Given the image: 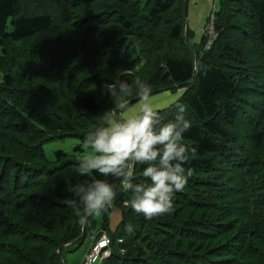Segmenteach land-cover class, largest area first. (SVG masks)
I'll return each instance as SVG.
<instances>
[{
	"label": "trees",
	"instance_id": "obj_1",
	"mask_svg": "<svg viewBox=\"0 0 264 264\" xmlns=\"http://www.w3.org/2000/svg\"><path fill=\"white\" fill-rule=\"evenodd\" d=\"M214 5L204 47V33L185 43L183 0H0V264H67L62 250L95 222L80 237L68 186L84 179L72 171L84 136L112 103L101 86L136 77L153 92L179 89L192 175L151 220L109 181L120 219L109 231L110 208L99 214V264H264V0ZM65 137L78 141L71 152L47 160L43 144ZM143 167L136 182H147Z\"/></svg>",
	"mask_w": 264,
	"mask_h": 264
},
{
	"label": "clouds",
	"instance_id": "obj_2",
	"mask_svg": "<svg viewBox=\"0 0 264 264\" xmlns=\"http://www.w3.org/2000/svg\"><path fill=\"white\" fill-rule=\"evenodd\" d=\"M102 94L111 100L103 121L84 136V151L74 173L84 179L68 186L69 203L79 222L106 212L113 204L116 190L109 177L119 181L120 191L129 193L126 201L134 213L146 220L168 214L172 197L185 189L192 169L185 172L189 148L183 143L191 122L180 96H169L160 103L153 98L150 84L136 77L131 83L117 78L105 81ZM135 99V104L132 100ZM177 109L173 120L165 121L163 112ZM194 151V150H193ZM143 165L146 183L136 182V167ZM93 173L96 179H88ZM132 231V225H126Z\"/></svg>",
	"mask_w": 264,
	"mask_h": 264
},
{
	"label": "rangeland",
	"instance_id": "obj_3",
	"mask_svg": "<svg viewBox=\"0 0 264 264\" xmlns=\"http://www.w3.org/2000/svg\"><path fill=\"white\" fill-rule=\"evenodd\" d=\"M215 0H186V9L184 14L185 24L183 29L186 30L187 36L185 37V43L189 46H196L199 42L202 34H209L206 26H209V30L211 32V24L209 17L212 13V10L215 8L214 5ZM184 36V34H183ZM212 36V32H211ZM210 41L208 36V40L205 42L204 47H206L207 42ZM165 46L159 45L158 49H163ZM145 66L144 60L140 63H135L128 70H121L118 72V75H123L125 73L135 76L136 71H140ZM35 77V75H34ZM179 89H175V92H171L168 89L161 91H154L153 98L160 103L165 102V98L172 96H179ZM257 103V101H254ZM135 104V101L132 103ZM78 141L73 137H65L61 139L47 141L43 144V151L47 160L53 159V151L56 149H61L68 154L71 152L73 145H75ZM75 157H78L75 155ZM112 180V179H111ZM110 180V181H111ZM99 216L100 215H92V220L95 221L94 225L89 229L86 237L83 239L82 243L77 245L74 244L73 247H70V251L62 250L61 255L67 264H78L80 260V255L84 250L85 246L88 247L90 245V240L92 236L97 234L99 226ZM120 219V210L116 206H111L108 221H107V229L109 231H113L117 222ZM99 222V223H98ZM81 237V235H80ZM83 237V236H82ZM75 247V248H74Z\"/></svg>",
	"mask_w": 264,
	"mask_h": 264
},
{
	"label": "built area",
	"instance_id": "obj_4",
	"mask_svg": "<svg viewBox=\"0 0 264 264\" xmlns=\"http://www.w3.org/2000/svg\"><path fill=\"white\" fill-rule=\"evenodd\" d=\"M206 29L208 30L209 38L211 39L213 37V34L211 36V32L209 30V26H206ZM209 44L207 42L206 46ZM108 237L107 235L102 232L98 235L95 234V236L91 237L90 245L87 247L80 264H99V261L101 258L105 257L108 254Z\"/></svg>",
	"mask_w": 264,
	"mask_h": 264
},
{
	"label": "water",
	"instance_id": "obj_5",
	"mask_svg": "<svg viewBox=\"0 0 264 264\" xmlns=\"http://www.w3.org/2000/svg\"><path fill=\"white\" fill-rule=\"evenodd\" d=\"M185 9H186V0H183V19H182V27L184 26V24H185V20H184V14H185ZM184 30V29H183ZM112 178H110V179H108L109 181L111 180ZM87 220V219H86ZM85 223H86V221H85ZM85 223L84 224H82V226H81V237L83 236V230H84V226H85ZM60 247H62V246H60Z\"/></svg>",
	"mask_w": 264,
	"mask_h": 264
},
{
	"label": "crops",
	"instance_id": "obj_6",
	"mask_svg": "<svg viewBox=\"0 0 264 264\" xmlns=\"http://www.w3.org/2000/svg\"><path fill=\"white\" fill-rule=\"evenodd\" d=\"M86 249H87V247L85 246L84 250L82 251V253H81V255H80V259H81L82 255H83V253L86 251ZM79 263H80V260H79L78 264H79Z\"/></svg>",
	"mask_w": 264,
	"mask_h": 264
}]
</instances>
